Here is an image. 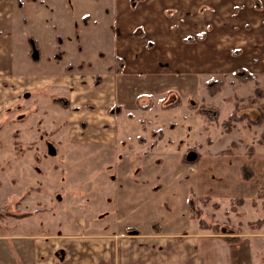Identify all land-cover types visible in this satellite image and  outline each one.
<instances>
[{
    "label": "rangeland",
    "instance_id": "374dc122",
    "mask_svg": "<svg viewBox=\"0 0 264 264\" xmlns=\"http://www.w3.org/2000/svg\"><path fill=\"white\" fill-rule=\"evenodd\" d=\"M120 1L0 0V26L10 28L15 38L26 34V45L36 38L62 43L63 62L86 60L98 67L101 50L107 67L113 65L122 35L119 20L126 10ZM86 13L96 17L97 25L83 28ZM20 50L17 47L16 63L11 64L26 74ZM238 50L230 57L231 65L249 60L250 50ZM253 63L257 67L259 62ZM169 70L163 66L124 76L123 84L135 101L132 107L125 103L124 111L134 114L119 118L115 145L80 149V159L71 148L52 144L38 123L37 130H28L26 101L3 111L0 264H36L39 241L100 234L105 221L115 222L116 231L125 233L173 232L189 226L188 230L207 233L209 250L226 244L234 249H247L248 243L254 247L247 235L264 230L262 88L257 81L242 85L246 81L230 74L217 79L204 70L189 79L180 64ZM216 79L219 84L211 86L210 93L207 84ZM54 168H63V176L68 172L64 182L57 183L49 174ZM104 171L116 175L119 185V190L113 184L109 189V203L101 193L91 194ZM37 175L44 176L46 184L30 188ZM254 256V264H264L260 251ZM247 259L252 264V258Z\"/></svg>",
    "mask_w": 264,
    "mask_h": 264
},
{
    "label": "crops",
    "instance_id": "0c3cea01",
    "mask_svg": "<svg viewBox=\"0 0 264 264\" xmlns=\"http://www.w3.org/2000/svg\"><path fill=\"white\" fill-rule=\"evenodd\" d=\"M131 1H120L121 8L126 10L119 20L122 35L117 38L113 65L107 67L102 65L101 50L97 52L98 67L86 60L63 62L62 43L49 44L36 38L35 43L26 45V34L16 37L22 41L17 43L11 29L0 26V39H3L0 40V118L5 109L26 101L28 130H37L34 125L38 123L52 137V144L71 148L80 159L83 157L79 155L80 149L92 151L115 145L119 118L134 114L124 111L125 103L131 107L135 104L134 94L123 84L124 76L163 66L169 70L179 64L189 79L203 70L218 75L217 79L229 74L237 78L234 72L244 68L253 79L241 84L258 82L263 93L260 107L264 112V0H135L132 4ZM97 22L90 13L81 18L85 29ZM17 47L22 49L26 74L12 67L16 63L13 57ZM238 49L250 50L249 60L231 65L230 57ZM254 49L262 53H253ZM81 50L84 51L83 44ZM117 58L122 59L120 71ZM254 60L259 62V67H255ZM82 63L83 67H79ZM30 135L26 136L28 146H31ZM107 172L98 174V187L88 192L99 196L101 193L105 203L110 202L112 184L119 190L116 175ZM49 174L57 183L69 176L68 172L63 176V168H54ZM40 176L34 178L38 181L29 182L30 188H38L43 181L46 184L45 177ZM91 188L89 185L88 191ZM38 202L39 199L35 203ZM261 221L264 227V216ZM104 227L107 229L100 234L39 241L34 255L36 264H250L247 258L253 260L259 251L264 255V230L247 235L252 237L248 241L254 247L248 243L247 249H234L226 244L222 249L209 250L207 233L188 230L189 226L173 232L137 233L118 232L117 224L110 221H105Z\"/></svg>",
    "mask_w": 264,
    "mask_h": 264
},
{
    "label": "trees",
    "instance_id": "16d2710c",
    "mask_svg": "<svg viewBox=\"0 0 264 264\" xmlns=\"http://www.w3.org/2000/svg\"><path fill=\"white\" fill-rule=\"evenodd\" d=\"M117 61H118V70L120 71L121 70V63H122V59L121 58H117ZM70 66V65H69ZM68 66V67H69ZM79 67H83V63L82 64H80L79 65ZM70 68V67H69ZM234 75L240 80V81H246V80H248V79H250L252 76H251V74L247 71V70H244V69H237L235 72H234ZM217 85V84H219V80H210L209 82H208V87L210 86V88H209V92L210 93H214V89L213 88H211V86H214V85ZM55 102H60L62 105H64V106H67V103H65V102H63L62 100H60V99H55ZM189 159H190V157H188ZM188 159V160H189ZM21 215H25L26 216V212L25 213H23V214H21ZM154 226H156L155 225V223H154ZM131 230H133V229H131Z\"/></svg>",
    "mask_w": 264,
    "mask_h": 264
}]
</instances>
